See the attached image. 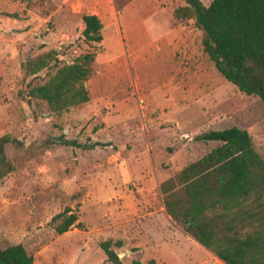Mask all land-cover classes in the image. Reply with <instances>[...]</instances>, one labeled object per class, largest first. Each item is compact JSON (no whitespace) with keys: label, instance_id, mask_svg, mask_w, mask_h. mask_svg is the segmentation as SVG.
Listing matches in <instances>:
<instances>
[{"label":"rangeland","instance_id":"374dc122","mask_svg":"<svg viewBox=\"0 0 264 264\" xmlns=\"http://www.w3.org/2000/svg\"><path fill=\"white\" fill-rule=\"evenodd\" d=\"M184 4L0 0V135L22 142L5 146L0 248L21 243L32 264H111L99 246L110 240L123 264H215L166 213L160 184L219 144L198 138L208 130L246 129L264 160V102L218 73L193 20L173 15ZM83 14L99 18V42L82 41ZM48 52L58 64L93 54L88 99L60 113L25 94L55 68L25 75L21 63ZM65 207L79 224L56 234L49 219Z\"/></svg>","mask_w":264,"mask_h":264},{"label":"trees","instance_id":"16d2710c","mask_svg":"<svg viewBox=\"0 0 264 264\" xmlns=\"http://www.w3.org/2000/svg\"><path fill=\"white\" fill-rule=\"evenodd\" d=\"M184 1L173 15L193 20L201 32L202 50L218 73L239 91L264 102V0H211L206 6L200 0ZM81 19L82 41L99 42V18L83 14ZM92 59V53H82L58 64L55 54L48 52L25 60L21 63L25 75H34L44 67L55 68L45 81L28 87L27 98L45 101L54 113L86 101L82 81ZM198 138L219 144L161 182L166 213L225 264H264L263 158L246 129L230 126L208 130ZM7 144L21 146L22 142L0 135V179L13 170L5 152ZM75 221L76 214L67 207L49 219L56 234L77 226ZM110 244V240L99 243L106 259L123 264ZM0 264H32V256L21 243L11 244L0 248Z\"/></svg>","mask_w":264,"mask_h":264},{"label":"crops","instance_id":"0c3cea01","mask_svg":"<svg viewBox=\"0 0 264 264\" xmlns=\"http://www.w3.org/2000/svg\"><path fill=\"white\" fill-rule=\"evenodd\" d=\"M210 1H211V0H207L206 5H208ZM206 5H205V6H206ZM190 238H191V237H190ZM191 240H193V242H194L195 244H197L198 246H200V247L204 250V252H205V254H206L207 256L214 258V260H215V264H225L222 260H220L218 257H216L212 252H210L209 250H207L206 248H204L203 246H201V245H200L198 242H196L194 239L191 238Z\"/></svg>","mask_w":264,"mask_h":264},{"label":"water","instance_id":"95a60500","mask_svg":"<svg viewBox=\"0 0 264 264\" xmlns=\"http://www.w3.org/2000/svg\"><path fill=\"white\" fill-rule=\"evenodd\" d=\"M123 253H117V256L120 257Z\"/></svg>","mask_w":264,"mask_h":264}]
</instances>
